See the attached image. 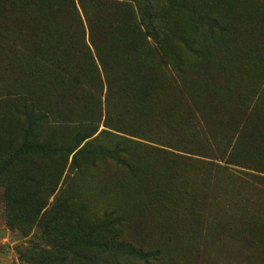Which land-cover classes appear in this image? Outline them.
<instances>
[{"label":"rangeland","instance_id":"1","mask_svg":"<svg viewBox=\"0 0 264 264\" xmlns=\"http://www.w3.org/2000/svg\"><path fill=\"white\" fill-rule=\"evenodd\" d=\"M113 49L142 67L134 87L106 77ZM251 170L264 179V0H0V264H264ZM110 213L148 261L116 248Z\"/></svg>","mask_w":264,"mask_h":264},{"label":"trees","instance_id":"2","mask_svg":"<svg viewBox=\"0 0 264 264\" xmlns=\"http://www.w3.org/2000/svg\"><path fill=\"white\" fill-rule=\"evenodd\" d=\"M115 7H120V5L117 4H113L111 1H106L104 3L101 4V10L102 13L99 14V16L96 18V22H98L99 24H101L102 26V32L104 33V31H111V29L109 27H111L115 21H117L118 17L116 15V13H113L112 10H114ZM2 9L5 11H8L10 13L13 12V8L8 7L7 5H3ZM99 27L98 25H96L94 23V28ZM104 28V29H103ZM109 33L105 34L108 35ZM104 35V34H103ZM104 36H101V38ZM59 44V42H58ZM60 45V44H59ZM108 63L110 64V68H109V72H107L106 77H111V79H121V81H123L124 79L126 80V83L128 81H130L129 86H133V79L136 78V75L134 73L140 71L139 66L137 65H132V66H118L119 64L115 61L114 58V49L111 52V54L108 56L107 58ZM134 87V86H133ZM125 88V87H124ZM124 89L121 88L118 90V95H122ZM154 91H155V99L156 101H153L152 103V107L151 109H155L157 107V105H159L161 103V98L159 96L158 90L155 88L154 86ZM122 97V96H121ZM123 98V97H122ZM172 109H168V111H171ZM145 115L150 116L149 121L151 122H159L161 119V114L163 116V118L168 121L169 120V114L172 117L176 116V112H143ZM22 153L25 154H43V153H54L55 151L53 150H48L47 148H45L44 146H25L22 148ZM58 153V152H57ZM253 171V170H251ZM255 172L254 175L252 176H248L250 177V180L254 183L257 182H262L264 183V179H262L261 177H259V172L253 171V173ZM258 175H257V174ZM262 175H264V173H261ZM70 202H66V205L69 206ZM104 223L109 227L112 235L114 236V245L116 246V248H128L131 251V254L134 256H137L138 258H140L141 260H145L148 261L149 256L146 253L143 252H135L134 250H131L132 247L130 246H125V244L120 240V236L121 233L123 231H125V227L127 226V222L124 218L118 216L116 213H110V214H106L104 216ZM103 222V221H102ZM75 260V259H74ZM78 261L79 263H86V258H81L78 257V260H75V262ZM73 263V261H72Z\"/></svg>","mask_w":264,"mask_h":264}]
</instances>
